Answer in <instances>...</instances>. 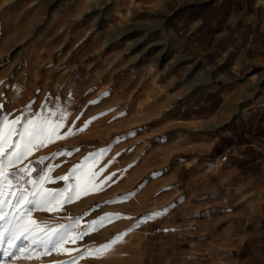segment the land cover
<instances>
[{
	"label": "rangeland",
	"instance_id": "rangeland-1",
	"mask_svg": "<svg viewBox=\"0 0 264 264\" xmlns=\"http://www.w3.org/2000/svg\"><path fill=\"white\" fill-rule=\"evenodd\" d=\"M67 9L69 5L63 0H0V81H3L0 83V119L7 117L10 122L19 117L15 128L20 129L27 119L47 115L49 111L69 113L64 126L52 135L53 142L46 141L45 147L33 151L19 166L13 165L12 171L17 175L10 179L13 184L17 182L18 186L31 188L19 180L22 173L18 168L30 164L35 170L25 176L26 181L38 179L41 170L53 166L49 174L53 182L45 187L61 189L66 181L57 178L66 176L70 169L88 158L85 175L75 180L72 201L55 213L33 209L31 219L42 222L40 227H43L79 218L73 226L71 235H74L87 221L104 214L120 215L106 220L103 227L82 240L64 243L47 253L41 249L28 252L26 256L17 253L12 258L0 250V264H61L73 258L74 264H133L143 237V233L136 230L138 222L154 210L165 209L175 190L172 148L165 134L169 130L164 122L167 109L204 85L205 79L219 80L226 76L234 81L233 91L243 93L245 103L264 104V49H256L248 43L243 47L245 55L238 49L226 56H219L218 49H212L213 55L207 57L201 54V48L187 53L182 45H177L170 31L160 27L159 17L151 13L146 20L126 17L120 24L110 26L105 17L95 18L92 32L103 34L96 40H102L105 46H87L81 51L74 47L75 26H63L69 12L57 22L55 14ZM76 21L82 18L71 20ZM261 24H264V12H260L258 25ZM260 28L259 32L264 34V25ZM261 43L260 48H263L264 40ZM76 51L80 56L76 57ZM89 54L100 55L106 63L103 55H112L111 59L116 61L127 55L126 58H131L127 72L150 77L132 83L137 97L108 93L123 89L121 77L118 82H94L100 97L87 102L78 98L73 102L62 91L82 89L89 81H72L66 86L59 78L63 79L69 71L75 76L74 69L83 56ZM219 59L221 61H217ZM123 63V60L116 62L109 75L123 76ZM118 64L122 65L120 69ZM167 68H171L177 78L160 84L153 81V76ZM88 121L91 122L84 127ZM81 127L84 130L78 131ZM69 128L73 134L65 135ZM182 135L179 133L177 137ZM57 136L63 138L57 139ZM15 139L9 135L10 143ZM101 150L103 155L99 156ZM94 159L99 163L92 168ZM101 168L103 171L94 179L89 178L88 173ZM6 198H10L7 193ZM120 233L125 234L123 239L105 253L84 251L95 249Z\"/></svg>",
	"mask_w": 264,
	"mask_h": 264
},
{
	"label": "crops",
	"instance_id": "crops-1",
	"mask_svg": "<svg viewBox=\"0 0 264 264\" xmlns=\"http://www.w3.org/2000/svg\"><path fill=\"white\" fill-rule=\"evenodd\" d=\"M65 2L69 9L55 16L58 22L69 12L63 26H75L74 47L81 51L87 46H105L102 40H96L103 34L93 33L95 18L105 17L110 26L126 17L146 20L151 13L187 53L201 48V54L207 57L213 55L212 49H218L219 56H226L238 49L245 55L243 47L248 43L264 49L260 48L264 34L259 32L264 24L258 25L264 11L255 8L253 0ZM159 7L161 12L157 11ZM78 17L82 21L71 22ZM126 56L116 61L112 55H103L106 63L100 55H84L74 69L75 76L69 71L59 80L66 86L72 81L89 82L82 89H65L62 93L73 102L78 98L87 102L101 96L94 82H118L122 77L123 89L108 93L137 97L132 83L150 76L127 72L131 58ZM120 60L124 61L125 72L113 78L109 70L115 69ZM174 78V71L167 68L153 76V81L160 84ZM204 82L167 109L164 122L169 130L165 134L172 148L175 190L166 211L154 210L138 222L136 230L143 237L133 264H264V104L245 103L243 93L233 91L230 76ZM179 133L182 137H177ZM223 151L227 159L216 169L205 171L202 162ZM155 212L161 214L152 216Z\"/></svg>",
	"mask_w": 264,
	"mask_h": 264
},
{
	"label": "snow or ice",
	"instance_id": "snow-or-ice-1",
	"mask_svg": "<svg viewBox=\"0 0 264 264\" xmlns=\"http://www.w3.org/2000/svg\"><path fill=\"white\" fill-rule=\"evenodd\" d=\"M0 83H3V81H0ZM104 95H107V93ZM96 102L90 101L89 103ZM68 115L67 111H49L47 115H41L35 119H27L20 129L15 128V125L20 122L19 117L10 122L7 117L0 119V250L3 251L5 256L15 258L17 253L26 256L28 252L41 249L47 253L64 243L71 242L74 244L91 232L103 227L106 220L111 221L113 217H119L120 215L118 213L104 214L96 219L87 221L84 226L79 227V230L75 231L74 235H71L74 231L73 226L77 225L79 218L70 220L66 224H44L43 227H40L42 222L31 219L33 209L39 208L55 213L62 208L63 204L72 201V194L75 191V180L79 176L85 175L88 158H85L84 163L70 169L66 176L57 178L66 181L64 188L50 189L45 187L48 183L53 182L49 175L53 166H49L47 170H41L38 179L25 181V176H29L32 171H35L31 169L30 164L18 168V172L22 173L19 176V180L31 185V188L23 185H13L10 177L17 175L16 171H12L13 165L19 166L33 151L45 147L46 141L47 143H52V135L64 126ZM77 119H79V116ZM92 119H95V117ZM90 122H85L84 127H87ZM84 127L79 128L78 131H83ZM71 134H73L72 129L69 128L65 135ZM9 135L15 136V141L10 143ZM56 138L60 139L63 137L57 136ZM102 155L103 150L99 153V156ZM43 159L40 158L41 161ZM98 163L99 160L94 159L92 168H95ZM99 171H103V169L88 173L89 178L94 179L99 174ZM6 193L10 198H6ZM160 214V212H155L151 215ZM124 235V233H120L113 240L97 246L95 249H85L84 251L89 254L94 252L103 254L122 240ZM72 251L77 250L72 249ZM74 259L61 262V264H74Z\"/></svg>",
	"mask_w": 264,
	"mask_h": 264
},
{
	"label": "built area",
	"instance_id": "built-area-1",
	"mask_svg": "<svg viewBox=\"0 0 264 264\" xmlns=\"http://www.w3.org/2000/svg\"><path fill=\"white\" fill-rule=\"evenodd\" d=\"M253 5L255 8L261 9L264 11V0H253ZM227 159L226 151H223L221 154L208 157L202 162V167L205 171H210L216 169L220 164H222ZM13 185L18 186V183L15 182Z\"/></svg>",
	"mask_w": 264,
	"mask_h": 264
}]
</instances>
